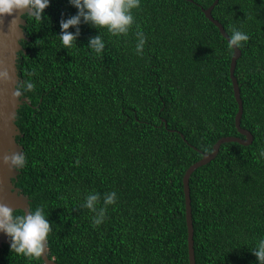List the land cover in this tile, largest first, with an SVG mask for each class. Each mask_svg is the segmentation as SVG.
I'll return each mask as SVG.
<instances>
[{
    "label": "trees",
    "instance_id": "obj_1",
    "mask_svg": "<svg viewBox=\"0 0 264 264\" xmlns=\"http://www.w3.org/2000/svg\"><path fill=\"white\" fill-rule=\"evenodd\" d=\"M214 0H140L127 35L81 21L71 49L60 22L77 14L50 0L41 21L24 16L17 54L22 97L16 138L26 157L12 180L51 222L46 254L57 264H189L182 178L227 136L239 135L229 64L232 49L201 8ZM211 15L249 40L234 76L243 103V146L223 143L189 178L195 264H258L264 239V0H219ZM137 25L139 28H137ZM68 31L76 33L75 27ZM137 31L146 37L136 52ZM101 36V54L88 47ZM164 120V121H163ZM166 124V126L164 125ZM116 193L105 219L86 197ZM22 211H14L21 215ZM0 248V264H44Z\"/></svg>",
    "mask_w": 264,
    "mask_h": 264
},
{
    "label": "clouds",
    "instance_id": "obj_2",
    "mask_svg": "<svg viewBox=\"0 0 264 264\" xmlns=\"http://www.w3.org/2000/svg\"><path fill=\"white\" fill-rule=\"evenodd\" d=\"M49 2L50 0H0V20L7 16L12 17L9 30H12L14 26L17 28L24 16L39 23ZM69 2L78 12L60 22L61 34L59 38L65 49H71L74 46L82 20L98 30L106 29L112 36L127 35L135 23L134 10L140 7V0H69ZM72 27L77 29L75 34L68 31ZM137 28H139L138 25ZM136 36L138 41L136 52L138 55H142L146 37L142 31H137ZM248 40L247 34L233 27L227 47L230 50L242 48ZM88 47L95 53L101 54L105 48L103 38L99 35L90 38ZM0 82L12 83V76L7 68L0 69ZM34 88L35 84L31 81H24L23 84L15 83L12 97L19 99ZM164 125L166 126L165 123ZM261 155L264 156V151H261ZM2 160L4 164L15 170L23 168L27 163L22 152L4 155ZM100 198V193H90L83 205L84 208L95 213L92 218L93 227L104 222L107 207L115 204L117 199L115 192L108 193L97 212L96 206L100 202ZM51 231V222L42 207H37L34 211L29 209L26 214L14 215L13 208L0 203V232H4L10 238L11 251L16 254L29 259L41 258L46 252ZM252 254L256 256L258 264H264V239L259 240Z\"/></svg>",
    "mask_w": 264,
    "mask_h": 264
},
{
    "label": "water",
    "instance_id": "obj_3",
    "mask_svg": "<svg viewBox=\"0 0 264 264\" xmlns=\"http://www.w3.org/2000/svg\"><path fill=\"white\" fill-rule=\"evenodd\" d=\"M219 0H214L213 3L206 9L201 8L205 18H207L216 28H218L222 37L229 42V36L225 32L222 25L213 18L211 12L217 5ZM12 20L11 16L4 17L0 20V69L7 68L12 76V83L0 82V203L6 204L13 208L14 211L20 210L23 214L29 211V199L27 196L20 193L12 182L17 175V169H11L9 165L3 163L2 157L15 152H21L22 147L17 142V137L20 135L16 125L17 111L21 105L28 103L27 99L20 97L13 99L15 83H18V73L16 68L17 54L22 50L20 41L26 37L23 32V27L26 25L24 19L20 20L19 26L9 30V25ZM233 53L229 64V77L232 82V90L235 102L237 104V112L234 117V123L239 135L244 138L227 136L219 139L212 147L210 153L203 154L201 159L193 163L185 171L182 178L184 204H185V221L187 230V254L188 263L195 264L194 257V241H193V225L191 217V201L189 190V178L191 174L199 167L209 163L218 153L219 147L223 143H238L246 146L252 142L251 134L240 127V119L243 112V103L240 98L239 86L234 76L236 61L240 57L241 52L238 48L232 49ZM9 243V237L0 232V248L4 244ZM44 264H57L53 259L47 257L46 252L41 256Z\"/></svg>",
    "mask_w": 264,
    "mask_h": 264
}]
</instances>
